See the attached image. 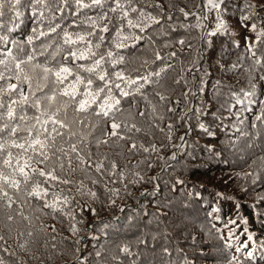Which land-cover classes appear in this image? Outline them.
I'll return each mask as SVG.
<instances>
[{
	"label": "trees",
	"instance_id": "16d2710c",
	"mask_svg": "<svg viewBox=\"0 0 264 264\" xmlns=\"http://www.w3.org/2000/svg\"><path fill=\"white\" fill-rule=\"evenodd\" d=\"M119 2L5 0L0 9V171H13L3 165L11 152L13 166L33 156L31 167L58 177L30 173L19 190L0 192V261L264 264V0ZM124 10L147 27L129 28ZM30 55L22 65L30 80H17L16 61ZM101 56L97 72L82 70ZM37 64L66 66L73 75L43 80ZM103 72L111 94L98 79ZM8 84L17 90L4 92ZM73 84L75 99L61 95ZM99 88L96 102L77 111L80 100L91 103L86 91ZM53 115L63 127L48 119ZM113 122L121 126L117 136ZM37 132L49 145L44 164L31 149L11 147ZM37 184L42 194L28 195ZM53 202L55 210L45 207Z\"/></svg>",
	"mask_w": 264,
	"mask_h": 264
},
{
	"label": "snow or ice",
	"instance_id": "6c2138e0",
	"mask_svg": "<svg viewBox=\"0 0 264 264\" xmlns=\"http://www.w3.org/2000/svg\"><path fill=\"white\" fill-rule=\"evenodd\" d=\"M13 2H16V0H13ZM93 4H100L101 0H92ZM4 3L5 0H0V9H2L4 7ZM77 3L80 4L81 0H77ZM81 6H86V5H82ZM121 4L119 2V0H117V8H121ZM117 8L112 9L113 11H116ZM132 12H136L137 9L132 8L131 9ZM181 11H183V9H181ZM0 15H3L2 12H0ZM143 12L141 11V17H143ZM185 16L189 15V13L185 12L184 13ZM122 19L127 21V26L129 28L135 27V28H140L141 31L144 30V27H147V24H145L143 27L141 26L140 23L138 22H134L132 19L129 18V12L127 10H124L122 12ZM148 19H150L153 23H158L159 21H157L155 18L153 17H149ZM254 27V26H253ZM51 31H55V29H51ZM103 31L107 32L108 28L107 26L103 29ZM40 35H45V33L41 32ZM67 35V34H66ZM116 35L119 37L120 36V30H117ZM126 38V37H125ZM0 39H4L3 37H0ZM79 40H84L83 36L78 37ZM66 42L68 43H74L75 41H72L70 38H68L66 40ZM180 43H184V41H180ZM117 48L120 47H124L123 44H117L116 45ZM92 55H95V53H92ZM108 58H112L113 57V53L112 52H108L107 54ZM72 56L75 57L76 54L72 53ZM157 58L159 59V56H157ZM34 59L33 56H28V58L26 60H17L15 63V69L17 71V75H16V79L19 80L21 78V74H24V68L22 67V65H26L29 64L32 60ZM67 59V58H66ZM79 59H85V55L81 54L79 56ZM105 62V57L101 56L99 59L95 60L94 64L92 66L86 67L84 68L82 67V70L88 73H95L97 72V70L104 64ZM119 61H116V63H118ZM35 68H40L43 72V76L41 77V79L43 80H47L49 75H52L55 77L56 82L57 83H63L69 76L73 75V72L70 68L66 67V66H61L59 69L57 70H53L49 67L46 66H41L39 64L34 66ZM115 77L118 80L121 81H125V75L123 72H116L115 73ZM4 76L2 74H0V80H3ZM23 79L24 81H29L30 77L27 74L23 75ZM98 79L102 82H104L105 84V88L108 89L109 94H111L112 92V88L110 87V82L108 79V73L103 72L101 74L98 75ZM146 79V78H145ZM82 78L80 77L79 74L76 75V84L82 83ZM127 83H135L136 81H132V80H127ZM93 84V81L91 79H89L87 81V86H91ZM18 88L17 84H8L6 89H3L4 92L6 93H12L14 91H16ZM105 88H99L97 89V91L95 93H92L91 91H86V96L91 97V103L89 102L88 99H82L79 101L78 107H77V111L83 112L88 110L91 107L92 103L96 102V96H99L100 93L104 92ZM115 88L118 89L120 91L121 95H128L127 92H125L122 88L120 84H116ZM37 90H42V88L40 86H38ZM76 85L73 84L72 86V90L68 91V90H64L61 95L64 96H71L73 99H75L76 97ZM23 95V94H22ZM48 101H54L55 100V94H53L52 96L47 97ZM106 100H110L111 99V95H109L108 97H105ZM163 99V97H162ZM23 103H27L28 102V97L27 96H23ZM13 103H16L15 101H13ZM117 105L119 104V100H117L115 102ZM39 104V101H37V105ZM0 107H2V105H0ZM113 107V105L111 103L108 104V108L111 109ZM98 114H102L104 116H108L109 112L108 111H104L102 110L101 113ZM2 115V114H0ZM7 116L9 117V119L14 118V113L13 111L10 109L7 113ZM49 120H51V122L53 124H59L61 127L64 126L63 122L56 120L53 116L48 117ZM6 127V126H5ZM121 126L115 122L112 123L111 128H112V132L111 135L112 136H117L118 132L117 129H119ZM132 127H135V125H133ZM4 129L0 128V131H3ZM55 131V129H53ZM19 131L18 127H13L11 129V134L14 135ZM138 131V129H137ZM29 136H33V133L31 130H29L28 132ZM41 133L37 132L35 134V137L31 140H26L23 143H16L14 140L11 142V147L12 148H16V149H21L23 150V153H27L29 151V149L32 150V152L36 153L37 156L39 157V159L36 160V162L38 164H44L46 161L49 160V155L47 152V149L49 147V145L47 144V140H41L40 137ZM106 142V141H105ZM4 145H0V151H3L4 149ZM133 148L136 147L135 144L132 145ZM72 151L76 152V147L73 146L72 147ZM145 151H147V149H145ZM12 153L9 152L8 156L6 158L3 159V165L5 168H12L13 171L11 172V174H5L4 172L0 171V181H2L3 183L0 184V192H2L4 197L8 196L7 191H4V187L7 186L9 188H13L16 190L20 189V185L23 181V183L27 184L29 182V180L31 179L30 173H38L39 176L44 177L46 180L47 179H51V180H57L58 177L56 175H54L53 171H46L45 168H36V167H31V162L34 159L33 156H28L26 159L23 158V155L21 157H17L16 158V164L15 166L12 165ZM81 162H82V158ZM103 165H98L97 166V171L100 170V168H102ZM113 167L115 168V164H113ZM17 176L21 177V179H18ZM69 181L65 180L63 181V183H68ZM40 188V186L37 184L33 190L28 193V195L32 196H40L42 194V191H38V189ZM94 195V193H93ZM66 202V201H65ZM9 206H11V198H9ZM45 207H51L54 210L56 209V202H53L52 204H46ZM9 219H11V217H9ZM121 251L123 252H127L128 249L127 248H123L121 249ZM0 264H3L2 261H0Z\"/></svg>",
	"mask_w": 264,
	"mask_h": 264
}]
</instances>
